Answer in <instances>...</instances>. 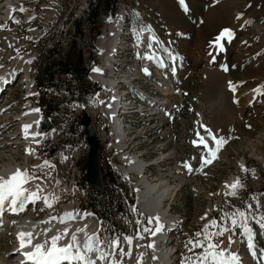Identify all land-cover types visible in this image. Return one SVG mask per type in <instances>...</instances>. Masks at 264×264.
Returning a JSON list of instances; mask_svg holds the SVG:
<instances>
[{"label":"rangeland","instance_id":"374dc122","mask_svg":"<svg viewBox=\"0 0 264 264\" xmlns=\"http://www.w3.org/2000/svg\"><path fill=\"white\" fill-rule=\"evenodd\" d=\"M51 1L62 2L60 12L63 13L64 19L71 11L72 6L75 3H79L81 0H47V2H42V9H51ZM162 1L163 0H117L119 6H122L121 3L127 4L128 12L131 15L130 19H132L133 22L144 25L139 23L138 16L133 14L135 10H139V12L144 15L146 24L154 29L157 34H161L164 31V27L167 25L173 29H177L179 32L180 37L177 34H173L177 39V46L175 49L182 56L185 55L189 60L188 68L184 73V77L187 80L182 90L183 92H185L184 90H188L190 93L189 98L194 101L195 114L188 111L186 108L183 109L181 129H178L182 132L178 154L180 152V156H185L187 151V156L192 157L193 154L196 155V151L189 147V137L190 139L192 138L191 131L194 127L193 120L194 118L199 119L200 109L206 110L207 117L214 131L226 133L233 126H238L239 128V131H234V140L227 141L216 152L220 161H215L217 165L208 172V175L203 174L201 177L185 178L182 182L186 183L183 185L182 189L179 190L178 194L173 197L169 203H165V209H167L171 203V207L169 211H167L171 216H176L177 223L182 219V221H180L182 224H180L181 229L184 227L181 233H176L173 236L175 241L173 240L172 248L178 249L177 255L179 257V260H175L174 264H186V258L188 257H192L193 263L195 264V257L202 254L204 248H193L188 241L200 239L206 247L208 240L204 239V234L199 238L195 236L197 232H202L205 225H209L208 231L210 233L223 231L222 236L211 237L212 242H221L220 247L229 249L231 253H235L237 241L234 240V246L231 250L229 236H231L232 239L238 237L239 247L236 254L241 257L245 249V245L243 244L245 241L244 236L239 234L238 227L232 226L229 217L232 213H235L237 209L242 211L247 209V224L253 230L256 229L260 219L264 217V164L257 158L264 154V145L260 142L264 139V82L259 85L251 84L248 86V88L260 86L257 88L259 91H256L257 89L253 91V93L259 97L260 101L257 107L248 110L246 104L243 103L247 100L246 97L241 98L242 102L240 104L237 100L239 93L242 92L239 86L243 83L242 79L244 77L238 79L233 77L229 64L233 65V69L239 68L246 70V68H264V0H224L226 1L225 5L227 11L224 10V8H222L221 11V16L226 17H223L226 22V25H223L225 26L223 29L226 28L230 30L232 35L231 38L225 35L219 40L217 38L221 35L205 36L203 32L200 33L205 23L204 27L210 24L211 27L213 26V21L219 20H214L215 17H219L220 12L216 13V11L220 9L215 8L216 5L214 6L213 0H183V4L181 0H166L170 2V5L174 6L178 13L180 12L179 14H181L183 18H185V27L179 29L177 28V24L171 23L167 18L168 12L166 8L162 6ZM3 2V0H0V7ZM19 2L16 5L15 14H13L14 18L12 20L16 25L21 26V34H23V37L26 39V44L21 49L23 51L22 54L35 52L37 55H44V45L42 43L39 44V40L37 43L31 42L32 31L34 29L38 30L37 21L40 18V10H36L34 3H27V0H20ZM21 8L24 10L20 11L19 9ZM213 16L215 17L213 18ZM2 24L4 28L0 31H8L10 29V22L5 23L3 21ZM99 26L100 25H98V29L95 31L94 37L99 35ZM54 32V29H47V40L45 41L46 51L50 49V41L54 42V39H56V32ZM35 39H37V37H35ZM214 48L213 60L216 59L218 52L220 54V63L217 64L211 61L210 64H207L202 61V56L204 55L208 58L209 56L207 57L206 55L207 52ZM95 49L96 46H94V51ZM79 57L80 51L78 49L73 48L69 51V59L78 62L77 60ZM94 59H96L95 55ZM11 61L12 60L9 59L6 64H9ZM35 61L36 62H33L31 65V80H34V78L36 80V82L34 81V87L31 92V94H33L32 98L34 97V102H36V100H38V95L39 100L41 96L44 95L49 101L54 100L56 111L54 115L51 116V122L53 124L52 132L50 131L45 135V133L40 130L39 125L40 132L37 137L38 144L36 154L35 157H33L32 167L27 169V171L33 177L45 175L49 172L54 173L57 181L56 185L59 186L60 192L55 198V203H53L51 207H48V205L43 202L38 203L36 207L34 205L31 206L32 212H30V216L38 221L43 220L44 217L49 214L61 215L64 211L63 206L67 203L74 202V206L81 208L83 212L91 213L98 221L100 238L101 241L104 242V252L107 254L104 258V264H113L114 261L117 262V264H132L134 258L137 257L140 252L139 250L136 251V249H133L126 238L141 235L145 243H153L152 240H154V237L152 236L154 235L151 232H145L144 229L149 228L153 231L155 223L152 222L154 224L152 226L149 223V218L151 216L143 213L140 208L137 207L142 216L146 219L147 224V226L140 228L139 221L127 218L126 214L121 213L120 210L122 208L118 207L121 205H116V202L113 201L111 196H108L111 201L108 207L110 208L109 212L99 209L100 214H97L91 210L89 203L91 200L90 195L92 187L86 180L88 155L82 157L85 159L81 160L79 162L80 164L77 163L75 169L70 166L68 160L66 161L61 156L62 143L66 141V128L71 124V121L77 117L81 100L76 99V101L75 98H71L69 94H66L64 82L62 83L64 77L61 75L59 76L58 83H56L57 85L50 87L48 79L43 71V65L40 64L39 60L35 59ZM184 69H186V66L183 70ZM263 71L255 70L252 74L246 75H248L249 78H262L264 81ZM214 72L220 75L222 81L218 78L219 76L212 74ZM0 75L3 77L2 73H0ZM239 75L245 76V74ZM18 79L17 85L13 86L10 91L4 94L5 101L2 105V121L0 122V127L3 128L1 130H4V127L9 125L7 122L11 120L15 125L9 128L8 131L10 132L4 133L2 135L3 138L0 139V170L7 165H24L27 156L25 152L26 144L22 142L23 140L21 141V137L23 136V125L10 118V116L13 115L15 107H17L18 112L22 111L23 106L21 103H23V98L25 97L27 100V96L30 94V88L26 83L27 79H25L23 75H20ZM18 79H16V81ZM38 79L43 81L39 86H37ZM216 80H220V82H216ZM199 97L202 100L201 105ZM247 102L251 101L247 100ZM229 116H231L230 120L228 119ZM42 133L44 134L43 136ZM257 136L259 140L257 139L251 142V140ZM46 139L48 140L46 141ZM139 149H141L139 144H134L131 148L133 151ZM243 158L247 161L246 166L243 165V169L247 167L256 169L255 174L248 176L247 189L245 188L244 182V170L238 169L237 167L238 160ZM45 161H48L47 166L44 164ZM105 169L107 171L110 170V168L106 167ZM115 171L118 173L117 180L106 179L108 182L106 190H110L115 184L122 185L123 181L121 178L123 180H128L119 173L120 171ZM233 174L240 175L241 183L244 187L238 188L237 190L235 189V195L226 196L222 194L221 188L223 184L230 180ZM154 180L165 181L170 185L175 184L173 180H168L165 176L161 175V173L158 177H154ZM75 181H78L79 184L81 182L84 183V192L77 191L79 187L74 184ZM129 181H131L133 185V181ZM124 183L130 184L126 181H124ZM73 184L77 190L74 189ZM225 198H228V200ZM125 199L126 197H124L122 201L126 203ZM251 201H253L252 207H247V204ZM124 202H122V206L126 205ZM83 205H85V207H83ZM124 209H128V207H124ZM226 214L228 215L226 216ZM237 218L239 217L237 216ZM213 219L217 221L218 226H211V221ZM19 220L20 219L11 220L10 228L4 230V232L1 231L0 258L4 256L8 257L15 249L17 241L15 230ZM112 222L116 223V226L112 225ZM261 232L262 231L259 230V236L261 238L259 239L260 245L261 241H264ZM258 251L259 254H261V250ZM124 253H130V255H125ZM151 254V251H149L148 256L150 258L152 257ZM248 256L252 264H263L264 262L263 260H261V262L260 259H258L259 257L253 258L251 253H245L247 261ZM173 258L176 259V256H173Z\"/></svg>","mask_w":264,"mask_h":264},{"label":"bare ground","instance_id":"6f19581e","mask_svg":"<svg viewBox=\"0 0 264 264\" xmlns=\"http://www.w3.org/2000/svg\"><path fill=\"white\" fill-rule=\"evenodd\" d=\"M3 1L0 7V30L4 28L2 24L3 21L6 23V21H10L14 18V11L20 0ZM96 4L97 0H83L82 2L75 3L71 10L79 11L74 12V19H85V14H90L92 9L96 7ZM163 4L168 12L171 23L177 24L178 29L185 27L186 21L185 18L179 14L180 12L178 13L174 6L170 5V2L166 0H163ZM117 8L118 2L113 9ZM221 14L220 12L217 18L219 20L213 21V26L210 27V24L209 26L203 27L205 36L213 35L220 26L226 23L224 20L226 17L220 16ZM130 16L127 8L123 10H112L105 13L103 16V20L99 26V35L94 37V46H96V59L94 60L96 61L89 66V71L86 74L87 79L93 81L96 88L90 95L86 96L84 99H80L81 104H78H80V110H84L92 120L94 131L102 147L103 165H105L106 168L112 167L120 171L125 179L133 181L135 192L138 193V205L140 210L151 216L148 217L153 218L152 222L155 223L156 228L157 225H159L160 230H155V235L153 236L154 240H152L153 243H145L141 235L130 237L131 242L129 245L140 252V254L134 258V262L131 261L134 264H138V259L141 258V254H143L142 264H172L173 256L170 250L173 240H166V235L162 232V228L164 229L169 221H171V216L165 209V203H169L172 198L178 194L179 190L182 189L183 185L186 183L182 182L185 178L201 177L203 174L208 175V172L217 165L215 161L219 162L220 158L215 153L216 158L212 159L211 163L199 166L198 174L194 173V169H192V171L180 169L177 156H180V152L178 154V151L180 150L179 141L182 132L178 129H181L182 112L183 109L186 108L188 111L195 114V106L193 105V99L189 98L190 93L188 90H184L185 92L182 90L184 86L183 81L185 80V77L182 76V71L185 66L187 68V61L184 56L175 49L177 46V39L173 34L177 33L173 30L177 29L171 30L170 28L172 27L168 25L170 28H165L166 35H164L163 38H159L153 30L147 26L133 22ZM70 19H72L71 11L63 20ZM37 33L38 30L36 29L32 31L31 42L37 43L39 40L35 39ZM49 44L50 49L48 51L54 48L56 49L55 39L54 42L50 41ZM2 48L12 49V40L2 39ZM214 52L215 48L211 49L206 54L207 57H209L206 58V56L203 55V59L201 60L210 64L211 61H214ZM6 53L9 55L10 51L8 50ZM35 55V52L17 55L11 64L1 66L2 69L0 73H2L3 77L0 75V90L3 89L2 93L6 92L8 86H13L20 75H23V77L27 79L26 83L30 88L31 94L34 81L36 82L34 77V80H31V65L33 62H36L35 59H33L36 58ZM219 55H217V57ZM67 57L68 55H61V61L65 62ZM96 69L99 71H96ZM212 74L220 78L217 72ZM231 75L233 77L235 76V78L244 77L242 75H240V77L232 72ZM220 80L222 81L221 78ZM220 80H216V82H220ZM30 84L31 87L29 86ZM37 86H39L38 80ZM27 98V100L25 97L23 98L21 112H18L17 107H15L13 111V115L23 112L19 116V119L22 120L18 123H22L23 125V136L21 137V141L23 140L22 142L26 144V161L24 165L14 164L4 166L3 169L0 170V176L5 178L10 176L17 169L22 171L30 169V167H32L33 157H35L34 154L37 150V135L40 132L39 122L41 116L40 109L36 107L40 102L39 95L36 102H34L35 100L32 96H27ZM256 100L257 97L253 101ZM4 101L5 95L0 100V122L2 121L1 111ZM259 101L260 99L258 98L257 102ZM243 103L247 106L251 102L246 103V101H244ZM173 105H176V110H169ZM94 108L108 110L107 121L106 115H95ZM36 109H39V111H34ZM242 109L244 110L243 106ZM167 111L168 114L166 113ZM198 118L199 119L194 118L193 120L194 127L191 131L192 138L190 139L189 137V145H195L193 143L195 138L193 137H197L200 115ZM228 119L230 120L231 116H229ZM7 123L9 125L4 127V130H1L3 127H0V139L3 138L2 135L4 133L10 132L8 131L9 128L15 125L12 120ZM26 125L30 126L27 131L25 130ZM202 137L208 145L206 149L204 143H201L202 153H209L208 149H213V146L209 144V135H202ZM257 139L259 140L258 136L253 138L251 142ZM260 142L264 145V139ZM134 144H139L141 149L137 151L131 150ZM191 148L196 151V147ZM88 151L89 150H79L78 143H69L67 146V153H78L77 161L68 160L70 166L75 169L77 163L84 159L82 157L87 156ZM195 157L196 155L194 154L192 157L187 156V158ZM257 158L264 164V154ZM237 164L238 169H242L243 165L246 166L247 161L243 158L238 160ZM160 173L168 180H173L175 184L170 185L165 181H155L154 177H158ZM34 177L38 178L31 179L24 184L23 187L29 190V192L25 193L26 196L30 192H35L36 197L25 200L23 209L17 206L15 211L5 202L3 210L0 211V233L10 228L11 220L20 219L15 230L17 235L16 247L8 257L4 256L0 258V264H25L23 261L30 262L31 260L28 259L26 253L34 250L32 245L43 243L45 240L50 241L52 236L58 234L63 237L58 242L61 246L71 241L73 233L76 234L77 240L81 244L87 236H96L100 238L99 224L96 218L91 213L83 212L81 208L74 206V202L65 204L63 206L64 211L61 215L49 214L44 217L43 220L38 221L30 216V212H32L31 206L34 205L36 207L37 204L41 202L52 206L53 203H55V198L60 192L59 186L56 185L57 181L54 173L49 172L45 175ZM238 179L241 182L240 175L233 174L230 180L223 184L221 188L222 194L226 196L231 195L230 193L233 189L230 186ZM74 184L79 187L78 181H75ZM74 184L73 186L75 189ZM168 207H171V203ZM10 213H15L17 215L9 216ZM157 217L159 218L158 221L155 219ZM180 221H182V219L177 223V227L180 229L177 234L181 233L184 228L181 229L182 224ZM65 230H67L66 234ZM20 233H32V236H24L21 238L19 235ZM22 239L27 246L22 247ZM29 239H31V245L28 244ZM149 244H154V248H149ZM149 251L152 253L151 258L148 256ZM255 251L257 254L256 257L260 258L261 254H259V251ZM87 255L95 259L96 264H104V259H98V252L87 253ZM20 260L21 262H18ZM249 260L250 257L248 256V261ZM249 262H251V260ZM77 263L81 264L79 261H77Z\"/></svg>","mask_w":264,"mask_h":264},{"label":"built area","instance_id":"2783aa9c","mask_svg":"<svg viewBox=\"0 0 264 264\" xmlns=\"http://www.w3.org/2000/svg\"><path fill=\"white\" fill-rule=\"evenodd\" d=\"M82 1L83 0H81V2ZM42 2H47V0H27V3H34L36 10H40V18L37 21L38 33L36 37L37 39H39V44L42 43L44 45L45 51L44 55H37L36 53V58L33 59L39 60L40 64L43 65V71L46 67H49L52 70L54 83L50 82V77H48L44 73L48 79V84L50 87L56 86V83H58L59 81V76H62V74H55V64L57 63V61H61V55H68L69 61V51L73 48H76L80 51L81 65L86 69L85 74L88 73L89 66L93 63L94 55H96L94 51L95 31L98 29V25L101 24L105 12L108 10H123L125 8H128L126 3H121L122 6H119L118 4L117 9H110L109 6L105 8L104 6H102L101 0H99L98 4H96V7L93 9V12L91 14H85V19L75 20L74 12L79 10H71L72 19L63 20V13L60 12V9L62 7L61 1H51V9H42ZM6 22H10V29L8 31H0V72L2 69L1 66H7L11 64L12 61L15 60L17 55L22 54L23 51L21 49L25 46V37H23V34H21V26L16 25L14 21ZM47 29H54L56 32V51H46L45 49ZM2 39H11L12 49L2 48ZM8 50L10 51L9 55L6 53ZM9 59H11L12 61L9 64H6ZM91 83L93 84V81H91ZM92 90H94V88ZM47 101L49 100L47 99ZM201 101L202 100L200 98V105ZM49 102H51L53 106L55 105L54 100H50ZM94 109L95 115H106L107 121L108 110H100L99 108ZM169 110H176V105H173ZM82 113H84V110L79 109L77 117H75V119L71 121V124L66 128V141L62 143L61 153V156L66 161H77L78 158V153H67L68 143H78L79 150H89V143L85 135L84 127L80 124V116L82 115ZM166 113L168 114V111ZM202 125L205 127H202ZM211 125L212 124L207 117L206 110L200 109V125L198 130L199 135H197V137H193L196 141L195 145H189V147H196V157L187 158V151L185 156H177V162L180 163V169H187L183 166L184 163L187 162L191 166V168L194 169V173L198 174L199 166L207 164L202 163V156L209 159L211 156L209 155V153H202L200 142V137H202V135H208L205 128L210 129L213 135H215L217 138L223 137L226 141L234 140V131H239L238 127H234L228 134L220 135L213 132V130L211 129ZM209 144L213 146V150L216 149L217 145L210 136ZM246 169L247 171L244 170V182L245 188L247 189L246 185L248 176L255 174L256 169L249 167H247ZM84 186V183L81 182L79 184L78 191L84 192ZM225 199L228 200V198ZM252 202L253 201L247 204V207H252ZM116 205H118V197L116 199Z\"/></svg>","mask_w":264,"mask_h":264},{"label":"snow or ice","instance_id":"6c2138e0","mask_svg":"<svg viewBox=\"0 0 264 264\" xmlns=\"http://www.w3.org/2000/svg\"><path fill=\"white\" fill-rule=\"evenodd\" d=\"M181 3L183 4V0H181ZM20 11H23L24 9H19ZM225 35H227L229 38H231V32L230 30L225 29L224 32L221 33V36L217 39L223 38ZM96 71H99L96 69ZM256 91H259L257 89ZM34 111H39V109H36ZM29 125L25 126V130L29 128ZM202 127H205L202 125ZM208 135L215 141L217 147L215 150L208 149L209 155L211 156V159L205 158L202 156V163H211L212 159L216 158L215 153L219 150V148L226 143L227 141L223 138H217L210 129L205 128ZM199 135V133H197ZM200 142L204 143L205 148H208L207 143L204 141L203 137H200ZM195 144L196 141H193ZM45 166L48 165V161L44 162ZM185 168H187L189 171H192L191 166L185 162L183 165ZM242 170L247 171V169ZM38 177H33L29 174L27 170H20L17 169L14 173H12L7 178L0 176V211L3 210V207L5 205V202L8 203V205L12 208L13 211L16 210L17 206L20 209H23L24 207V201L29 200L36 197L35 192H30L27 196L25 195L26 192H29V190L25 187H23L24 184H26L30 179H34ZM233 191L230 193L231 195H235V189L244 187V185L240 182L238 179L236 182H234L230 186ZM51 206L50 204L48 205ZM250 207V206H248ZM70 215V214H69ZM228 214H226L227 216ZM239 217L240 219H236L235 217ZM231 219V223L234 227L242 224L243 225V231L248 237V248L251 252L253 258H256V251H255V244L252 242V229L247 226V209L244 211H241L237 209L235 213H232L229 217ZM153 218H149V223L152 222ZM158 221V217L155 218ZM264 220V217L261 218ZM211 226H218L217 221L213 219L211 221ZM261 228H264V223H261ZM209 225H205V228L202 230V232H197L195 236L197 238L201 237L202 234H204V239L208 240V244L205 247L203 242L200 239L196 240H190L188 241L189 244L192 245L193 248L196 247H203L204 251L199 256L195 257V264H241L240 258L238 254L231 253L229 249L221 248L220 244L221 242H212L211 237L213 236H222L223 231H219L216 233H210L208 231ZM159 225H157L156 231H159ZM145 232H151L153 235H155V232L152 231V229L145 228ZM67 230H65L66 234ZM21 238L24 236L31 237L32 233H20L19 234ZM62 235L58 234L55 236H52L50 241L45 240L43 243H36L32 245L33 251L26 253V256L28 259H30L33 264H64V262H68V264H73V262H81V264H96V260L93 259L91 256H88L87 253H93L98 252L99 257L98 259H104L106 257V253L98 247L100 243L103 241L100 240L99 237L96 236H87L86 239L81 244L77 240V236L75 233L71 236V241L66 245H59V241L62 239ZM143 238V237H141ZM128 242H131V238H126ZM232 238L229 236V244H231ZM28 244L31 245V239L28 240ZM94 244L96 245L94 247ZM21 245H25L23 239L21 240ZM149 248H154V244H149ZM191 250V249H190ZM125 255H130V253H124ZM142 256L138 259V264H142ZM155 258V257H154ZM260 260H264V250H261ZM113 264H117V262H113ZM186 264H193V258L188 257L186 258Z\"/></svg>","mask_w":264,"mask_h":264},{"label":"trees","instance_id":"16d2710c","mask_svg":"<svg viewBox=\"0 0 264 264\" xmlns=\"http://www.w3.org/2000/svg\"><path fill=\"white\" fill-rule=\"evenodd\" d=\"M99 1V0H98ZM97 1V4H98ZM102 6L105 8L109 6L110 9H113L116 4L117 0H101ZM112 11L108 10L105 13ZM93 12V9L91 13ZM90 13V14H91ZM95 14V13H94ZM50 51H56V49H52ZM68 59V57H67ZM63 62V61H57L55 64V73L62 74V83L64 82V90L66 94H69L71 98L75 99H84L86 96L90 95L92 93V89L96 88L94 83L92 84L90 80L86 77V69L84 66H82L80 63L76 62L73 59H69V61ZM65 63V64H64ZM61 64V65H60ZM57 65V66H56ZM59 67V68H58ZM44 73L50 77V82H53V72L49 67H46L44 69ZM43 81L38 79V84L41 85ZM54 83V82H53ZM56 108L52 105L51 102L47 101L45 97H42L41 99V111H42V122L40 125V129L43 133L48 134L50 131V128L52 127L51 119L54 115ZM48 139H46L47 141ZM110 176V179L117 180L118 173L110 169L105 173V177ZM110 192V193H109ZM118 201H120V204L122 202V199L126 197V200L128 202V209H124V207H121L120 210L122 214H126L127 218L134 219V221H139L140 228L146 226V219L142 216V214L139 212L138 208L135 206V197L132 191L131 186L128 183H122L120 185V189L118 187V184H115L110 190H106L105 193L100 196L97 192L91 189V200L89 203L90 208L97 214H100L99 209L109 212V204L110 199L108 196H111L114 202H116V199L118 197ZM102 216V215H100ZM112 225L116 226V223L112 222Z\"/></svg>","mask_w":264,"mask_h":264},{"label":"water","instance_id":"95a60500","mask_svg":"<svg viewBox=\"0 0 264 264\" xmlns=\"http://www.w3.org/2000/svg\"><path fill=\"white\" fill-rule=\"evenodd\" d=\"M80 123L85 127V133L90 144L86 178L92 189L102 196L105 193V176L101 166V147L93 129L91 118L86 113L82 114Z\"/></svg>","mask_w":264,"mask_h":264},{"label":"crops","instance_id":"0c3cea01","mask_svg":"<svg viewBox=\"0 0 264 264\" xmlns=\"http://www.w3.org/2000/svg\"><path fill=\"white\" fill-rule=\"evenodd\" d=\"M214 2H213V4H214V6L216 5V7L215 8H217V9H220V10H218V11H216V13L217 12H221L222 11V8H224V10H226L227 11V8H226V5H225V2L226 1H224V0H213ZM162 3V6H164L163 5V1L161 2ZM224 6V7H223ZM229 6V5H228ZM196 11V10H195ZM221 16V15H220ZM215 16H213V18H214ZM167 18L169 19V15L167 16ZM218 17H215V19H217ZM231 18V17H230ZM206 24V23H205ZM205 24H204V26H205ZM226 25V24H225ZM203 26V27H204ZM223 27H225V26H220L219 28H218V30L213 34V35H217V36H219V35H221V33L223 32V30L224 29H226V28H224L223 29ZM203 28H201V30H200V33H202L203 32V30H202ZM210 36V35H209ZM212 36V35H211ZM255 70H259V71H263L264 70V68L263 67H261V69L259 68V67H257V68H246V70L244 69H237V68H234L233 69V65L231 66V72L232 73H236V75L238 74H245V76H244V78L242 79V81H243V83L246 85V86H250L251 84H257V85H259V84H261V83H263L264 81L262 80V78L261 79H259L258 77H251V78H249L248 77V75H246V74H252ZM264 72V71H263ZM240 76V75H239ZM235 77V76H234ZM241 77V76H240ZM238 79V78H237ZM251 80V81H250ZM215 85V84H214Z\"/></svg>","mask_w":264,"mask_h":264}]
</instances>
